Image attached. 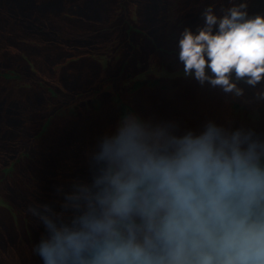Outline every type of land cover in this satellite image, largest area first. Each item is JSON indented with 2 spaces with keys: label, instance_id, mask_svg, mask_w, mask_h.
Instances as JSON below:
<instances>
[{
  "label": "rangeland",
  "instance_id": "374dc122",
  "mask_svg": "<svg viewBox=\"0 0 264 264\" xmlns=\"http://www.w3.org/2000/svg\"><path fill=\"white\" fill-rule=\"evenodd\" d=\"M251 1L59 0L30 31L0 18V72L11 74L0 75V111L14 112L0 113V264H44L34 248L48 232L29 209L47 205L71 222L65 194L92 181L90 156L121 120L122 102L144 119L174 122L178 134L214 121L264 138V81L237 82L244 94L234 97L185 76L174 52L185 28L203 26L205 9L221 15Z\"/></svg>",
  "mask_w": 264,
  "mask_h": 264
},
{
  "label": "clouds",
  "instance_id": "9594fccd",
  "mask_svg": "<svg viewBox=\"0 0 264 264\" xmlns=\"http://www.w3.org/2000/svg\"><path fill=\"white\" fill-rule=\"evenodd\" d=\"M247 9L209 7L181 32L185 76L234 97L237 82L264 81V15ZM177 127L128 111L91 154L92 181L65 194L70 223L29 209L48 232L34 248L44 264H264V138L214 121Z\"/></svg>",
  "mask_w": 264,
  "mask_h": 264
},
{
  "label": "trees",
  "instance_id": "16d2710c",
  "mask_svg": "<svg viewBox=\"0 0 264 264\" xmlns=\"http://www.w3.org/2000/svg\"><path fill=\"white\" fill-rule=\"evenodd\" d=\"M58 1L59 0H46L47 5L44 4H39L36 2V4H31L29 0H3L2 3L0 4V18H8L10 20L11 23H14L18 26H20L22 29H24L25 31H30L31 27H30V23L32 21H34L37 17H44L45 14L48 11H53L56 10L58 7ZM253 1V2H252ZM251 1V5L248 6V13L250 16L251 12L253 10L256 9V14H261L264 15V0H252ZM176 4L178 5V1L176 2ZM28 8V9H24V8ZM75 8V6H73ZM23 8V9H22ZM175 8V6L173 7ZM44 10H48L47 12H44ZM8 13H7V12ZM188 15V13L186 14ZM160 16V15H159ZM190 18V16H187ZM3 19V20H7V19ZM177 16H173V14L171 15L170 18V23L173 24L176 22L177 20ZM179 22V20H178ZM177 27L175 28H171L169 30V32L171 33V36L174 37L176 32H177ZM175 49V47H174ZM176 53L179 52V49H175ZM0 75L3 77H11V74H9L8 72H0ZM144 85V83H142V81H136L134 82V84L132 85V88L134 90L141 88ZM93 102V104L96 106V109H100L101 105H103V101H102V97L97 99H92L91 100ZM7 106H4L3 109L0 111L1 114H11V112L14 114L13 110L11 111L9 108L7 109ZM120 114L121 116L125 115L128 111H132L133 109L131 106L124 104L123 102L120 104V108H119ZM12 168L14 166H16L15 164H11ZM49 197V195H48ZM47 198V197H46ZM48 199V198H47Z\"/></svg>",
  "mask_w": 264,
  "mask_h": 264
}]
</instances>
